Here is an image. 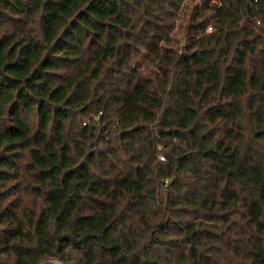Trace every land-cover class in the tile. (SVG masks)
Here are the masks:
<instances>
[{
  "label": "trees",
  "instance_id": "obj_1",
  "mask_svg": "<svg viewBox=\"0 0 264 264\" xmlns=\"http://www.w3.org/2000/svg\"><path fill=\"white\" fill-rule=\"evenodd\" d=\"M264 264V0H0V264Z\"/></svg>",
  "mask_w": 264,
  "mask_h": 264
},
{
  "label": "water",
  "instance_id": "obj_2",
  "mask_svg": "<svg viewBox=\"0 0 264 264\" xmlns=\"http://www.w3.org/2000/svg\"><path fill=\"white\" fill-rule=\"evenodd\" d=\"M50 264H57V263H50Z\"/></svg>",
  "mask_w": 264,
  "mask_h": 264
}]
</instances>
